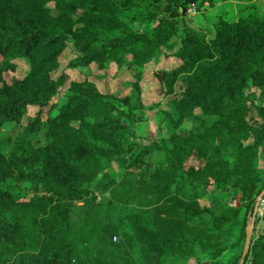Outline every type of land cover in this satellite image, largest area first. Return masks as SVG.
<instances>
[{
  "label": "trees",
  "instance_id": "16d2710c",
  "mask_svg": "<svg viewBox=\"0 0 264 264\" xmlns=\"http://www.w3.org/2000/svg\"><path fill=\"white\" fill-rule=\"evenodd\" d=\"M141 3L145 25L134 30L120 13ZM205 3L0 0V128L17 127L14 139L0 140V264H99L89 240L106 226L102 211L127 207L149 216L126 223L152 258L217 264L237 231L222 264H239L264 186V11L217 17L206 39L181 22L190 5ZM71 49L65 67L81 72L74 78L59 67ZM16 58L28 69L6 78ZM112 65L113 75L133 72L130 95L110 98L89 79ZM153 92L168 97L176 117L147 97ZM143 109L160 113L158 135L128 142ZM7 180L28 184L32 196L15 197L1 186ZM237 196L238 205L226 200ZM260 204L242 264H264V228H256L264 195Z\"/></svg>",
  "mask_w": 264,
  "mask_h": 264
},
{
  "label": "rangeland",
  "instance_id": "374dc122",
  "mask_svg": "<svg viewBox=\"0 0 264 264\" xmlns=\"http://www.w3.org/2000/svg\"><path fill=\"white\" fill-rule=\"evenodd\" d=\"M148 10L147 5L141 3L136 7L129 9L128 11H122L120 17L125 20L131 28L134 30L141 29L145 25L143 19L146 11ZM255 11L258 14L264 11V0H207L199 10H195L192 13H187L185 17H182L184 24L186 26L192 27L198 30L206 39L213 36L214 30L211 23L216 20L217 17H226L228 19H237L239 17H244L247 13ZM181 18V22H182ZM183 23V22H182ZM75 56L74 49L71 51L66 50L59 59V67L66 72H68L71 78L79 76L81 72L77 69H67L65 65L67 62ZM17 66L16 71L5 72L4 76L6 78H11L12 76L20 75L28 69V65L25 59H12ZM168 61L163 62L167 64ZM2 60L0 59V66ZM91 69L95 68L94 64L90 65ZM114 66H110L109 72L102 75V72L94 73L95 76L89 79L94 82L96 87L101 91L107 93L115 98L125 97L131 94L130 83L134 81L132 76L133 72L129 69L123 68L116 75H113ZM82 71L87 73V69L83 68ZM151 77V69L148 68L143 78L147 80ZM148 98L156 100L159 102V108L167 111L171 116L176 117V113L172 108L171 104L168 102V97L158 95L156 93H151L147 95ZM120 109L126 111V106L114 101ZM32 109H28L29 113H32ZM138 109L136 110V112ZM142 111L143 121L135 122L132 125L136 138L131 139L127 137L128 142H136L140 145L148 144L150 138L157 137V121L161 118L160 113L157 109H143ZM24 119L22 123H24ZM122 122L128 126V119L126 115L122 117ZM163 122V121H162ZM162 130L165 133L171 131V125L169 121L164 125L162 123ZM38 134L34 135V142L41 145L44 142L43 130ZM17 127L13 123H6L0 128V140L6 141L14 139L16 136ZM135 143V144H136ZM3 153L7 154L9 151V145H2ZM264 157V152L262 154ZM114 168L117 167L116 163L112 164ZM3 188L8 189L12 194L19 199H27L32 196V192L29 189V185L26 183H17L13 180H7L1 183ZM228 203L233 205H238L240 203L239 196L229 197L226 199ZM261 201V200H260ZM201 204H207L208 198L203 197L200 200ZM261 204L259 203L257 212L261 209L259 208ZM256 212V213H257ZM130 219L137 220L139 224H148L149 216L136 214V210L132 207L123 208V210L111 209L102 211L101 223L103 226L96 234L90 237L89 243L94 248L95 257L99 264H203L206 259L201 257L197 260L191 258L189 260H184L178 257H168L165 261H159L152 258L146 251L142 250L139 246L137 234L132 229L134 228L130 223H126ZM250 220V219H249ZM101 226V225H100ZM257 230L264 228L262 222L256 225ZM254 229V227H253ZM253 233V231H252ZM234 236H230V241L227 242L228 249L223 252V254L217 259V264H222L227 261L228 257L235 253V250L231 248L230 242L236 237L237 231L231 232ZM103 246V248H102ZM130 248L135 250L133 253H129Z\"/></svg>",
  "mask_w": 264,
  "mask_h": 264
},
{
  "label": "water",
  "instance_id": "95a60500",
  "mask_svg": "<svg viewBox=\"0 0 264 264\" xmlns=\"http://www.w3.org/2000/svg\"><path fill=\"white\" fill-rule=\"evenodd\" d=\"M182 22H183V26L185 27L186 25L184 24L183 18H182ZM263 195H264V186H263L262 190L260 191V193L258 194V196L256 197V200L254 202L253 211H252V214L250 216V220L245 227V237H244L242 253H241V258H240L239 264H242L246 254L249 250L251 237H252V231H253V227H254L255 215H256V212L258 209V205H259L260 200L262 199Z\"/></svg>",
  "mask_w": 264,
  "mask_h": 264
},
{
  "label": "built area",
  "instance_id": "2783aa9c",
  "mask_svg": "<svg viewBox=\"0 0 264 264\" xmlns=\"http://www.w3.org/2000/svg\"><path fill=\"white\" fill-rule=\"evenodd\" d=\"M196 10L194 5H190L189 8L187 9V13H192ZM261 213V211H259Z\"/></svg>",
  "mask_w": 264,
  "mask_h": 264
}]
</instances>
